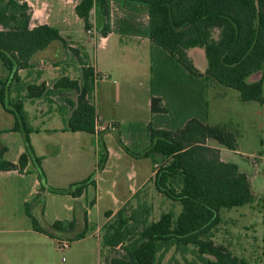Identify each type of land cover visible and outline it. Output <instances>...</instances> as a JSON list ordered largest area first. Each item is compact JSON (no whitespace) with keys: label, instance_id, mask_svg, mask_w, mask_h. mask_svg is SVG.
<instances>
[{"label":"trees","instance_id":"16d2710c","mask_svg":"<svg viewBox=\"0 0 264 264\" xmlns=\"http://www.w3.org/2000/svg\"><path fill=\"white\" fill-rule=\"evenodd\" d=\"M121 2L131 10L146 11V22H137L129 14L119 27L134 29V33L146 35L151 41L152 111L158 114L167 111L160 103L167 99L168 92L177 94L170 102L175 116L169 121V129L151 128L152 146L144 156L163 157L155 170V187L181 204L182 211L178 215L166 212L151 221L150 207L128 201L104 225L101 250L120 248L122 251L106 257L103 264H155L159 252L169 250L172 245L190 244L199 248L204 264H250L246 258L234 255L226 246L212 240L213 231L222 221L221 211L253 203L255 195L248 175L240 172L236 163L222 161L220 150L207 144V139H214L229 149H237L232 131L207 122V85L205 89L200 86L203 78L211 79L237 89L244 101L264 103V72L258 81L247 82L250 75L264 67V0H80L76 14L85 21V28L90 29L91 11L98 4L104 19L101 32L107 36L113 31L112 4ZM31 17V6L26 1L0 0V59L10 73L8 80H0V102L15 117L14 126L0 129V135L14 131L24 133L25 137V151L18 163L6 158V146L0 149V171L23 172L32 163L45 188L46 173L42 158L36 155L32 145L30 134L34 130L28 122L25 99L49 98L63 90L77 91V102L72 103V115L64 121L63 129L95 133L98 117L91 98L96 77L93 68L84 67L82 82L68 76L57 79L53 88L45 83L25 82L19 70L30 68L39 52L55 41H62L68 47L58 28L48 24L32 28ZM196 47L205 51V73L188 54ZM23 91H27L24 96ZM62 106L61 112L65 114ZM100 140L98 167L103 169L108 149L102 136ZM91 181L92 177L66 189H49L77 197ZM138 196L139 193L135 197ZM260 204L264 209V197ZM26 212L35 230L56 237L39 223L29 204ZM75 227V220H57L51 225L57 231ZM83 237L85 233H80L69 240Z\"/></svg>","mask_w":264,"mask_h":264},{"label":"crops","instance_id":"0c3cea01","mask_svg":"<svg viewBox=\"0 0 264 264\" xmlns=\"http://www.w3.org/2000/svg\"><path fill=\"white\" fill-rule=\"evenodd\" d=\"M22 1H26L31 6L32 17L30 26L33 28L38 25L48 24L58 28L60 30L61 36L67 42L68 47H66L62 41L53 42L47 49L39 52L33 58L30 68L19 70V75L21 78L25 82H30L37 85L45 83L50 88H53L54 82L62 76H68L71 79H77L82 82L83 68L89 67L86 59H92L93 61L94 58L95 75L100 77L102 76V79L103 77H106L107 80L111 81L112 87L114 89V91L110 93V97L114 96L111 104V115L109 117H103L96 108L97 117L102 123L112 124L115 126V129L105 130L99 134L97 132L88 133L85 131L64 130L63 128L65 124L62 123L61 125H57V127L53 126L44 130L46 133H48V140L46 139V141L56 143L53 144L56 147L45 150L40 146L41 139L34 138L35 134H39L42 129H36L32 127L34 130L30 134L32 145L35 149L36 155L42 158L41 164L46 173L45 188H43L42 181L35 167L29 172H20L18 169L0 172L13 175L16 178L19 177V179L23 182H25L26 179L30 177V188L26 195H24L23 202H28L31 196L36 195L35 198L37 200L34 204L35 207L32 209H34V211L39 209L40 212L45 211L44 206L42 207L41 205L43 195L46 193H55L50 191L49 187L66 189L75 183L92 177L91 183L86 187L80 196L75 197L70 194L55 193L57 195L66 197L65 201H68V203L64 205L65 212L63 210V215L55 217L54 221H52L49 227L44 226L43 224L41 225L51 230L56 237L39 232L35 230L34 227L26 231L31 234V239H50L52 242L57 244L58 248V238L65 237L73 239L78 234L85 233V237L72 241L74 242L73 244H92V240L96 239V250L100 253L103 240V236L101 237L99 234L101 225L104 226L121 207H123L128 201H131L133 198H135L136 194L140 192L142 187L146 185H153L154 189L160 193L155 187L154 177L156 170L155 166L162 162L163 157L159 154L155 155V159L144 156V153L150 150L152 146L151 128L169 129L168 126H162V118L159 125L152 126L154 117L159 114L152 111L151 103V41L146 35L134 33V29L124 30L122 27L115 29L112 27L113 31L107 36H103L101 31L103 29L104 19L98 4H96L91 11V28L86 29L85 21L76 14V6L80 0ZM122 4L124 3H115L112 4V7L115 8L117 5L121 6ZM128 10L131 11L129 7ZM140 11H144L146 13L145 10ZM144 22H146L145 19ZM92 29L94 32L99 33V37H97L98 42H96L95 38L89 36L84 37L82 34L84 31H92ZM110 45L113 49V52L108 49ZM79 47L84 49L85 54L81 53ZM92 48H95L93 58L91 54ZM141 49H143V53H145V55L142 57L140 56ZM192 49L188 51V54H192ZM101 50L107 51V53L112 54V56H114L113 54L115 52L121 53L124 61H127V55L132 52L136 56L135 58H137V61L143 62L141 74L144 79L142 82L140 84L138 82L137 85L131 82L133 76H130V74H134V69L136 66L130 67L129 65H121V67H111L104 71L101 66ZM73 53L75 56H73ZM2 63L3 62H0V80H8L10 78L9 70ZM202 73H205V71ZM97 87V81L95 80V89L93 92V96H96L95 100H97ZM140 90H142V92L147 95V114L143 117H140L142 109L140 107L141 105H139V98L137 97V92L139 93ZM26 94L27 91L22 92L23 96ZM60 94L63 95L64 105L67 106L66 118L69 119L72 115V103L77 102L79 93L74 90H63ZM12 96H16V92L12 93ZM52 96L49 97L50 99L47 97L26 98L24 104L25 110L28 113V118H31L33 121L39 123V121L45 119V117L47 119H51L53 116L57 115L47 112L45 103H43L45 102L44 100L51 101L53 99ZM94 105L96 107V104ZM138 124H142L144 128L140 129V127H137ZM51 133H53L54 136H52ZM50 136L52 137L50 138ZM100 136L103 137V141L108 149V158L103 169L98 167L101 144ZM210 140L212 139H207V144L220 150L222 161L236 163L240 172L246 173L241 169L240 163L237 161H230V158H228L229 154L227 152L234 154L240 152L238 144L237 149L233 150L229 149L223 144H220L216 140L215 141L219 145L214 146L210 143ZM24 151L25 143L24 148L22 147L20 149V154ZM256 157L258 158L259 167V163L264 161V152ZM149 158L153 161L152 167L144 163V161ZM30 165H32V163ZM253 167L255 166L253 165ZM119 180H121L126 186L125 189L120 191L118 190L120 183ZM250 181L252 186V180L250 179ZM106 183L110 185L106 187ZM90 189H94L95 191V195L92 199L90 198ZM105 192L106 195L110 196L112 200L114 199L118 205L113 209H105L104 221L103 223H99L98 221H94V216L96 213L98 217L102 216L103 210L101 209V202L105 198ZM254 195V202L246 204L250 205L251 207L250 210L246 211V213L258 211L260 214V212L262 213V211H264L262 207L259 210H253L252 207L258 203L260 204L262 197L256 198L255 193ZM32 209L31 211L34 213ZM181 211L182 205L180 212ZM109 212H112V215L108 216ZM239 216H245V211L240 212ZM57 220H75L76 227L74 230H53L51 225ZM254 225H257V223ZM0 232L14 234L17 233L18 230L2 227ZM7 240L9 241L10 238H7ZM59 250L65 251L60 248ZM100 262L101 259L98 264H100Z\"/></svg>","mask_w":264,"mask_h":264},{"label":"rangeland","instance_id":"374dc122","mask_svg":"<svg viewBox=\"0 0 264 264\" xmlns=\"http://www.w3.org/2000/svg\"><path fill=\"white\" fill-rule=\"evenodd\" d=\"M111 13V25L114 29L124 25L129 14L134 16L137 22L142 23L144 19L147 21L144 11H130L125 4L121 6L117 5L115 8L112 7ZM86 32L84 31L82 33L84 37L89 36L95 38L96 42H98V32H94L93 29L91 32ZM111 45L108 48L110 51L113 50ZM79 48L81 53L85 54L84 49L82 47ZM94 49L95 48H92L91 51L92 58L94 57ZM101 52V66L104 71L111 67H121V65H129L130 67L136 66L134 74H130V76H133L131 82L135 85H137L138 82L139 84L142 82L144 79L141 74L143 62L137 61V58H135L136 56L132 52L127 55V61L123 60L121 53L115 52L113 54L114 56H112V54L107 53V51L101 50ZM140 52L141 57L145 55L143 49H141ZM73 56H75L74 53ZM189 56L199 70L202 72L206 70L207 59L203 48H193L192 54H189ZM94 61V58L93 61L92 59H86V62L89 64L88 66L93 69H95ZM0 62H2L1 59ZM263 72L264 67L262 70L250 75L247 78V82L253 83L258 81L261 79ZM95 77L98 86L96 90L97 100H95L96 96L94 95L92 102L96 104L98 112L103 117H109L112 113L111 104L114 98V96L110 97V93L114 91L112 83L107 80L106 77H103V79L101 78L102 76L95 75ZM206 85L205 96L209 102L207 122L213 126L226 128L235 134L240 152L236 154L227 152L229 154L228 158H230V161H237L240 163L241 169L249 175L252 180V190L256 194V198L264 197V161H259L258 168L252 165L253 156H259L264 152V104L254 100L244 101L241 98L240 91L237 89L224 86L211 79L203 78L200 87L205 89ZM174 96H177L174 91L168 92L167 99H164V101L160 103L161 106H166L168 109L154 117L152 126L159 125L161 123V118L163 119L161 123L162 126L167 127L169 125L170 119L175 116L174 110H172V104L170 103L173 102L172 98ZM137 97L139 98V105H141L140 107L142 109L140 117L146 116L147 95L140 90L139 93L137 92ZM52 98V101L44 100L45 102L43 103H45L47 112L57 115L53 116L51 119L45 117V119H42L39 123L28 118L31 127L42 129L39 134H35L34 138L41 139L40 146L45 150L56 147L53 145L56 143L46 141L48 133L44 130L53 126L57 127V125H61L62 123L65 124L64 121L68 120L66 118L67 107H63V95L57 93L53 95ZM60 106H62L65 114L61 112ZM14 123V115L7 112L0 102V128H12ZM137 127H140V129L144 128L142 124H138ZM51 134L54 136L53 133ZM52 136H50V138ZM24 138V133L14 131L0 135V149L4 146L8 148L5 155L8 160L18 163L19 157L22 154H20V149L22 147L24 148ZM210 143L214 146L219 145L213 139L210 140ZM144 163L148 164L150 167L153 166V161L150 158L146 159ZM30 164L31 163H29L24 171L29 172L35 167L33 164ZM156 167L157 166H155V168ZM29 178L30 177L23 182L19 177L16 178L13 175L0 172V229L6 227L18 230V232L14 234L0 232V264H98L100 259L103 264L106 257L121 254L122 250L120 248H104V250H101L99 253V251L96 250V239L92 240V244L86 243L84 245H74V242L71 241V247L65 251L59 250L57 244L50 239H31V234L26 230L33 228V222L28 216L26 209L27 203H29L31 209L34 208L37 199L35 195L31 196L28 202H23V197L30 188ZM119 181L118 190L120 191L125 189L126 186L121 180ZM109 185L108 183L105 184L106 187ZM94 195V189H90V198L92 199ZM104 195L105 198L101 202V209L103 210L102 216L98 217L97 213L94 216V221H98L99 223H103L104 221L105 209H113L118 205L114 199L112 200L110 196L106 195V192ZM65 200V196L55 193H46L43 195L41 203L46 212H40L39 209L34 211V209H32L34 211V213H32L40 224L49 227L55 217L63 215L65 212L64 205L68 203V201ZM131 202L134 205L140 203L150 207L152 212L150 217L151 221L158 220L163 213L173 211L177 215L181 210V205L179 203L158 193L153 185L142 187L139 196L133 198ZM250 208V205H244L232 209H223L221 211L222 221L213 231L212 240L216 244L226 246L234 255L246 258L250 264H264V211H262V213L260 212V214L258 211L246 213ZM252 208L253 210H259L261 209V205L258 203L257 205H253ZM242 211H245V216L243 217L239 216V213ZM125 214H129V212ZM255 223H257V225H254ZM103 233L104 226L101 225L99 231L101 237ZM7 238H10V240L8 241ZM204 256L213 258L208 254H204ZM155 264H204V262L202 260V255L199 254V248L190 244L186 247L172 245L169 250L159 252Z\"/></svg>","mask_w":264,"mask_h":264},{"label":"built area","instance_id":"2783aa9c","mask_svg":"<svg viewBox=\"0 0 264 264\" xmlns=\"http://www.w3.org/2000/svg\"><path fill=\"white\" fill-rule=\"evenodd\" d=\"M89 32H91V30H89ZM111 129L112 130L115 129V126H113L110 123L109 124L102 123L97 118V120H96V132L98 134L101 133L102 131L111 130ZM257 159L258 158L256 156L253 158V165L255 166V168H258V160ZM70 245H71V241L69 239H67V238L58 239V246H59L60 249L65 250V249L69 248Z\"/></svg>","mask_w":264,"mask_h":264}]
</instances>
